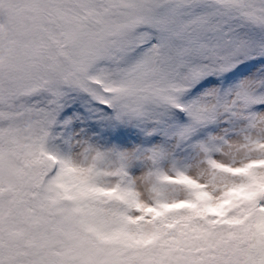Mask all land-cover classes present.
Masks as SVG:
<instances>
[{"label": "snow or ice", "instance_id": "6c2138e0", "mask_svg": "<svg viewBox=\"0 0 264 264\" xmlns=\"http://www.w3.org/2000/svg\"><path fill=\"white\" fill-rule=\"evenodd\" d=\"M0 264H264V0H0Z\"/></svg>", "mask_w": 264, "mask_h": 264}]
</instances>
